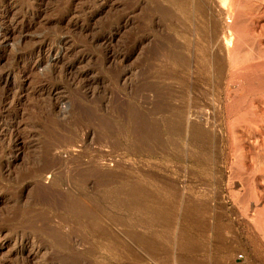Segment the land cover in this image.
Returning a JSON list of instances; mask_svg holds the SVG:
<instances>
[{
    "label": "rangeland",
    "instance_id": "rangeland-1",
    "mask_svg": "<svg viewBox=\"0 0 264 264\" xmlns=\"http://www.w3.org/2000/svg\"><path fill=\"white\" fill-rule=\"evenodd\" d=\"M0 264H264V0H0Z\"/></svg>",
    "mask_w": 264,
    "mask_h": 264
},
{
    "label": "bare ground",
    "instance_id": "bare-ground-1",
    "mask_svg": "<svg viewBox=\"0 0 264 264\" xmlns=\"http://www.w3.org/2000/svg\"><path fill=\"white\" fill-rule=\"evenodd\" d=\"M91 17H92V16H91ZM43 40H44V39H43ZM41 41H42V40H41ZM39 43H40V42H39ZM44 44H45V41H42V42L40 43V45H39L40 48H41V47H44V46H43ZM45 45H46V44H45ZM54 50H55V49H54ZM59 50H60V49H58V48H57V50H56L58 54H60V51H59ZM63 51H65V50H63ZM48 52H53V46H50V45H49ZM58 54H57V55H58ZM8 112H9V111H8Z\"/></svg>",
    "mask_w": 264,
    "mask_h": 264
}]
</instances>
